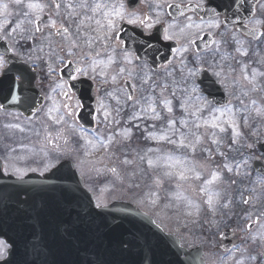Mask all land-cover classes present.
<instances>
[{
    "label": "snow or ice",
    "instance_id": "6c2138e0",
    "mask_svg": "<svg viewBox=\"0 0 264 264\" xmlns=\"http://www.w3.org/2000/svg\"><path fill=\"white\" fill-rule=\"evenodd\" d=\"M15 6L19 10V22L15 23L14 27L10 28L12 34L16 35L19 40L27 43L29 40H34L36 34H40L45 37L51 46V41L53 36L62 37L64 43L59 47L61 51H64L66 57L78 58L79 62L75 68V73L71 76L73 80L77 79L78 76L87 77L90 80H96L97 76L102 78V83H111L113 85L117 84L118 77H123L124 73L128 72L127 78H132L133 73L126 67H119L114 75L109 78V73L107 69L118 63L116 59V49L120 47L123 53V62L126 65L132 64V57L127 53L126 48L121 47L124 43L122 36L119 35L121 32V27L123 23L130 25H139L144 28L151 29L154 27L155 23L160 21L157 19L155 22L152 21V17L149 16L144 18L138 16L134 11H130L129 7L135 4V0H130L129 6L121 2V0H116L115 3L110 2V0H12ZM151 3L156 9V16L159 17L162 13L160 9L165 6L169 9L175 7L179 8V5L168 2V0H151ZM246 0H240L239 5H237L236 0H230L229 5L225 7H230L239 13L241 10H246L251 13V9H244ZM22 5V7H21ZM201 7L199 4L197 8ZM3 9V13L6 14L9 9L8 4L0 5ZM211 17L207 21H203L197 24L191 17L187 18L186 23L181 26L175 21L168 24V27L163 29V38L165 40H174L179 38H184L188 40L189 44L195 43V38L203 39L199 36V32L195 34V38H191L189 35V30L196 28L199 31H203L205 25L209 28L219 29L223 24H227L228 18L225 16L224 21L216 19L217 11L215 7L209 9ZM181 15L184 13L181 11ZM6 24H11V21L5 19ZM251 24L252 27H248ZM248 27L247 35L254 40H257L259 44H264V20L260 19H248L244 25ZM48 29L47 35H45L44 30ZM169 29L175 30L169 32ZM2 30V29H0ZM3 36H0L2 39ZM241 47H237L236 51L240 53L241 56H247L248 52L243 50L242 41H236ZM97 45L99 49L97 50ZM43 51V48L40 49ZM188 47L177 48L176 52H188ZM216 52L219 51V47L215 49ZM54 51L49 55H53ZM102 54L107 55V60L98 59ZM223 59V57H221ZM60 63H65V57L57 56ZM67 64H72L75 61L72 59H67ZM195 62L200 63L199 58H196ZM81 63H86V67H81ZM183 64L184 61L182 60ZM241 63V77L240 80H234L233 87L240 86L241 93L237 97L240 101V107L232 105L230 102L223 104L221 106H215L213 102L206 100L202 95L192 94L198 92V86L195 82V77L202 71L200 67L194 70H189L188 76L192 78V82L189 87L181 89L187 95L185 98L180 100L179 108L184 113L182 117L177 119L175 116L173 100L169 99L164 95L167 90L168 85L164 84L161 86V91L159 93V98L154 95H144L137 99L134 94H125V103L132 102L133 108L139 106V112L134 111L131 114V121H141V120H151L153 122L163 121V126L159 129V134L156 132H148L145 139L156 141L159 143L170 144L175 149L173 152H164L160 148H149L145 156H141L140 160L143 162L147 160L148 167L152 168L154 171L160 170L161 174L159 178L155 180V184L160 186L164 180L169 183H174L176 192L172 199L178 201L179 204L176 206L179 208L181 205L185 207V214L188 216L199 215L202 210V204L207 206L208 211L215 217L217 213L223 215H228L230 218V210L233 207V201L231 197L225 198L223 192L220 190V185H236V179H226L225 173L229 176L240 177L239 168L241 165L236 163L233 165L229 161L227 153L222 150L225 147L231 151L232 145H239L240 140L243 136L241 131V120L245 124L252 118L264 119V106H257L256 101L252 100V107L244 102V97L249 96L252 93L264 91V70L252 69L249 74L248 65L246 63ZM264 65V57L259 61ZM7 61L0 57V76H7L8 69L6 68ZM97 69H100L99 72ZM221 69L223 66L221 65ZM183 70V69H181ZM57 69L49 67V73L56 72ZM230 71H232L230 69ZM171 74V73H169ZM219 75V73H217ZM125 78V79H127ZM259 78V79H258ZM15 79L12 78V86L15 85ZM143 83H147L150 77L145 74L141 78ZM241 81L244 83L241 84ZM67 82H61L56 85L57 88L61 89L63 95L67 98H71V93L67 86ZM20 87H23L21 83ZM134 88V86H133ZM151 92H155V87L150 85ZM55 91V89H53ZM143 91V89H141ZM112 98H116L114 93H108ZM172 96H175V92H172ZM195 99L196 105H190V101ZM119 104L120 101L117 100ZM55 105V101H54ZM66 108L70 109L68 115L77 117L78 113L76 108H81L82 104L77 100L75 108L71 105H65ZM159 109V110H158ZM53 110L58 111V107L49 110V114ZM102 111L103 119L99 118V113ZM118 115L120 108L114 109ZM97 116L95 117L97 123L109 122L112 119L113 123H116L115 117H113L112 112L108 110L107 106L103 101L99 102V106L96 109ZM207 113L205 116L204 114ZM242 114V115H240ZM57 124L64 123L62 117H53ZM179 123L180 128H177ZM156 123L152 124L153 128H156ZM135 127L139 128L140 124H135ZM83 131V129H81ZM202 130V131H201ZM23 131V129H21ZM147 132V129L144 130ZM116 135L121 136L124 139L131 138V129L125 128L122 132ZM82 139L85 141L86 145L96 148L97 144L93 143V140L88 139L87 135H83ZM231 140L232 144H226L227 140ZM114 142V137L109 136L107 138V144L103 140H99V145L103 147H108ZM215 146V151L213 147ZM251 148V145H248ZM204 153V159L198 161L196 159L197 152ZM148 153H156L155 157L152 158L148 156ZM178 153V154H177ZM222 158L220 164L212 166V162L216 160V157ZM124 164H129L130 161L124 160ZM248 161L245 160L244 164ZM19 171V170H17ZM113 173L116 172L115 168H112ZM247 176L248 173H245ZM23 179V176L20 177ZM243 179V177H241ZM262 188H264V177L256 181ZM201 196L202 204L197 203L195 200L186 196L184 193L188 190ZM226 191V189H225ZM251 191L255 192L256 189H248L241 187L239 189L240 201L243 205H248L249 207L254 206L251 196H244V192ZM66 195L71 196L70 190H65ZM261 196H257L256 200L260 201ZM155 203V201H153ZM172 205H170L171 207ZM106 204L96 203L95 208L103 209L106 208ZM229 210V211H224ZM32 219L37 227L42 226L43 218L46 216L48 209L40 205L33 208ZM82 211H77L73 216L71 213L68 214L67 220L60 221L58 229L62 236L68 241L73 240L74 234L80 231V225L83 222L84 216ZM87 215L91 216H101L100 212H92L89 210ZM255 216V219L253 217ZM262 218H264V212L260 215H256L252 212H246L242 214V219L251 221L245 224L244 231L248 234L245 239L252 243L259 242L262 247H264V223H262ZM213 224L217 223L215 219L211 221ZM256 229L255 234H253V229ZM133 246V242L128 239H121L119 241V247L122 251L129 250ZM183 247V245H179ZM34 259L32 264H47V245L33 244ZM224 251L226 253V259L221 258L224 264H255L256 257L251 255L244 256L243 249L238 244H233L231 248L225 247ZM237 253H241L240 257H237ZM6 248L0 245V259L6 256ZM201 264L203 258H200ZM74 264H95L94 261L88 258L87 250H84L82 258H78ZM137 264H156L154 245L147 239L141 246L139 260ZM260 264H264V254L261 256Z\"/></svg>",
    "mask_w": 264,
    "mask_h": 264
},
{
    "label": "flooded vegetation",
    "instance_id": "af4514ba",
    "mask_svg": "<svg viewBox=\"0 0 264 264\" xmlns=\"http://www.w3.org/2000/svg\"><path fill=\"white\" fill-rule=\"evenodd\" d=\"M24 2L26 3L27 0ZM110 2L115 3L116 0H110ZM121 2L127 7L130 0H121ZM168 2L180 7L169 9L165 6L160 9L162 14L159 17L155 14L156 9L151 0H135V4L129 7V10L134 11L138 16L144 18L151 16L153 22L157 19L160 22L155 23L151 29L130 25L126 22L118 25L121 27L119 35L124 41L121 47L126 48L133 62L126 65L123 62V53L120 47H117L116 59L118 63L107 69L109 78L116 73L119 67L131 70L133 77L127 78L128 72L126 71L123 77H118L119 82L113 85L110 82L102 83L100 76H97L96 80H90L84 76H78L73 80L71 76L76 74L75 68L79 60L76 57L68 58L65 52L61 51L59 46L64 43L62 37L53 36L51 46L40 34H36L35 39L29 40L27 43L19 40L16 35L11 33L10 28L19 22L20 9L14 5L12 0H0V5H9L8 12L0 14V29H2L0 36H3L0 39V57L7 61L6 68L8 69L7 76H0V180L7 184L9 182L20 184L31 178L30 190H26V192L30 191V196L41 201L44 199L46 177L64 160L68 159L65 157L66 153L74 151L78 134L90 136L89 139H91L99 132L107 133L110 130L123 131L125 129L123 118L125 120L134 111H139L138 105L133 108L132 102H124L126 93L134 94L137 99L149 94L159 98L161 86L167 84L168 88L164 95H172L173 91L175 94L180 92L183 95L184 92L181 89L189 87L192 82L188 72L197 67L202 69L195 77L198 91H200L198 80L203 70L213 72L223 60L234 62L233 60L229 61V57L241 56L236 51V48L241 45L236 41L243 42L242 47L244 51L248 52L247 57H253L256 50L264 51V46L258 48L256 46L259 45L258 41L247 35L248 27H252V25L244 26L250 18L264 20V0H246L244 9L250 8L251 13L246 10L236 13L235 9L225 7L230 4V0H168ZM236 3L239 5L240 0H236ZM198 4L201 7L197 8ZM212 7L216 8V19L224 21L227 16V24L222 23L219 29L209 28L205 25L203 31L196 28L189 30L191 38H195L197 32L200 37H203V39L195 38L194 44H189L187 39L179 37L171 41L163 38V29L167 28L169 23L175 21L183 26L187 18L191 17L199 24L202 20L207 21L212 18L209 11ZM181 11L184 15H181ZM0 13H3L2 8H0ZM6 18L12 23L6 24ZM48 31V29L44 30L45 35ZM172 31L175 30L169 29V32ZM171 43L178 48L188 47L189 51L176 52L171 63L159 71L153 70L148 63L139 62L137 59V49L146 55L151 48H163ZM217 47H219L218 52L215 51ZM41 48L43 51H40ZM53 51L54 54L50 56L49 54ZM57 56L65 57V63H60ZM107 58L106 54L98 57L105 61ZM196 58H199V64L195 62ZM67 59H72L75 62L67 64ZM50 66L57 71L50 74ZM80 66L86 67L87 64L81 63ZM99 70L97 69L98 72ZM145 74L150 77L147 83H143L141 79ZM12 78H16L14 86H12ZM65 81L67 82L66 87L71 86L69 88L72 94L70 99L56 87L57 84ZM21 83H23L22 88L20 87ZM150 85L155 87V92H151ZM108 93H114L116 98L110 97ZM81 99L92 101L96 105V109L99 102L103 101L117 122L113 123L110 118L107 124L97 123L95 109L96 128L83 129L78 124L77 117L68 115L70 109L65 107V105H71L72 108H75L77 100L81 103ZM169 99L181 100L182 98L169 97ZM117 100L120 101L119 104ZM56 107H58V111L53 110L49 114V110ZM118 107L120 112L117 115L114 109ZM80 110L81 108H76L78 114ZM57 116L62 117L64 123L57 124L53 119ZM99 118L103 119L102 111L99 113ZM119 150L117 149V151ZM105 165L113 166L109 162H106ZM86 167V165H80L79 169L87 176ZM21 175L23 179L20 178ZM88 178L89 181L105 179L102 174L101 179H98L96 174ZM26 199L27 197L22 195L21 200ZM0 245H3L8 253L9 248L2 242Z\"/></svg>",
    "mask_w": 264,
    "mask_h": 264
},
{
    "label": "water",
    "instance_id": "95a60500",
    "mask_svg": "<svg viewBox=\"0 0 264 264\" xmlns=\"http://www.w3.org/2000/svg\"><path fill=\"white\" fill-rule=\"evenodd\" d=\"M57 175L58 183L60 177L59 187L45 186L47 191L43 197L46 203L41 205L48 212L41 227L34 224L31 211L40 206L39 199L30 196L21 201V194L18 198L0 196V237L12 245L9 259L0 264H32V245L41 243L47 245V264H74L83 257L85 249L88 258L95 264H137L146 239L154 245L156 264H201L202 251L189 253L182 249L177 239L165 235L150 218L133 207L116 204L97 210L72 164H63ZM48 180L53 183L55 177ZM65 190H70L71 196L66 195ZM56 196L59 201L55 204L53 200ZM81 210L84 219L80 231L74 234L73 243L62 236L58 225L68 219L69 213L74 216ZM89 210L102 215H87ZM121 239L132 241L133 246L122 251L119 247ZM227 247L231 248V244L228 243Z\"/></svg>",
    "mask_w": 264,
    "mask_h": 264
},
{
    "label": "rangeland",
    "instance_id": "374dc122",
    "mask_svg": "<svg viewBox=\"0 0 264 264\" xmlns=\"http://www.w3.org/2000/svg\"><path fill=\"white\" fill-rule=\"evenodd\" d=\"M229 59L231 60L230 57ZM221 65L224 69L231 64L230 62L223 60L219 66L220 69ZM243 83L244 82H242L241 84ZM232 88L236 90L237 87ZM232 96L234 99L233 94ZM181 97L182 95L179 96V98ZM252 100L256 101L257 106H264V91L252 93L249 96L244 97V102L248 104L249 107H252ZM233 102L232 105L237 106V108L240 107L239 99L238 101ZM189 103L196 104L197 102L195 101V99H193ZM173 106L175 116L177 117V119H179V106ZM204 115L206 116L207 113H205ZM162 126L163 121H159V129ZM177 128H180L179 123L177 124ZM241 131L243 132V136L240 140L239 145H232L231 151H229L226 147L222 149L227 153L229 161L232 162L233 165H235L236 163H239L241 165V167L239 168L240 177L229 176V174L225 173L226 179H236V185H220V190L223 192L225 198L231 197L233 201V207L230 210V218L228 215L222 216L220 213H217V215L213 217V215L208 211L207 206L202 204L203 198L201 196H198L196 193H193L190 189L184 194L195 200L197 203H201L202 210L199 215H196L195 212H193V215L191 216L186 215L185 207L181 205L178 208L176 205L179 204V202L172 199L173 195L176 192L175 184L169 183L167 180H164L160 186H157L155 184L154 180L159 178L161 174L160 170L154 171L149 167L150 170L154 171L155 173L157 172V177L155 174L154 177L156 178L151 177L150 180L145 181V184L142 181H138L136 178L132 177V172L135 173V170L133 169L134 167L136 168L137 166L138 169H141V164H138V162L141 161L140 157L143 156L142 153L126 154V160L130 161L129 164H123V168L125 167L126 173L124 174V176L121 175L120 177L119 173H116L109 178V186L104 187L97 193L101 195L102 191H104L105 189H109V191L105 192L103 196H101V198L99 197L100 201H102L103 204H106L105 202H108L110 199H123L124 196H126L127 198H125V200L153 218L157 226H159L166 234L170 233L178 237L181 240L183 247L188 250L203 248L205 251H207L205 255V264H224L221 258L223 257L226 259V253L222 252L219 249L220 242L217 240L222 231L228 229L242 231L241 241L238 245L245 249L243 255L245 257L248 255L256 257L255 264H260L261 256L262 254H264V247H262L259 242L252 243L249 240L245 239L247 235V233L244 231L245 224L249 223V221L246 222L245 220H243L242 214L250 211L252 213H255L256 215H260V213L264 212V188L256 183V181L262 177L256 175L252 168V164L254 161H258L261 159L263 160L262 154L258 150H256L255 146L259 141L264 140V119L252 118L248 121L247 124H245L243 120H241ZM157 134H159V132H157ZM152 142L154 143L156 141L152 140ZM226 144H232V141L229 139L226 141ZM248 145H251L252 147L249 148ZM212 147L213 151H215V146ZM160 149L164 151L162 148ZM173 151H175V149ZM204 156V153L198 151L196 159L198 161H202L204 159ZM245 160L248 161L247 164H244ZM221 162L222 158L217 156L216 160L212 162V166L214 167ZM119 167L122 169V165H120ZM245 173H248V175L246 176ZM140 175L144 178L142 174ZM241 177H243V179H241ZM241 187L256 189L255 192H244L245 197H252L254 206L249 207L248 205L239 203V189ZM110 190L113 191L111 192ZM110 192L112 194V197H110ZM257 196H261L262 199L260 201H257ZM153 201H155V203H153ZM96 203H99L98 200ZM170 205L172 206L170 207ZM224 211L227 212L229 210ZM213 219H215L217 223L213 224L211 222L213 221ZM253 219H255V216L253 217ZM262 223H264V218H262ZM255 232L256 229L253 231V234H255ZM236 255L237 257H240L241 253H237Z\"/></svg>",
    "mask_w": 264,
    "mask_h": 264
}]
</instances>
